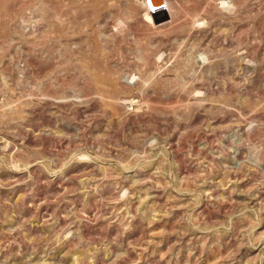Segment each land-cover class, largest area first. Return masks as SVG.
Wrapping results in <instances>:
<instances>
[{"label": "rangeland", "instance_id": "374dc122", "mask_svg": "<svg viewBox=\"0 0 264 264\" xmlns=\"http://www.w3.org/2000/svg\"><path fill=\"white\" fill-rule=\"evenodd\" d=\"M0 0V264H264V0Z\"/></svg>", "mask_w": 264, "mask_h": 264}, {"label": "water", "instance_id": "95a60500", "mask_svg": "<svg viewBox=\"0 0 264 264\" xmlns=\"http://www.w3.org/2000/svg\"><path fill=\"white\" fill-rule=\"evenodd\" d=\"M147 5L155 24H160L169 20L164 0H147Z\"/></svg>", "mask_w": 264, "mask_h": 264}, {"label": "bare ground", "instance_id": "6f19581e", "mask_svg": "<svg viewBox=\"0 0 264 264\" xmlns=\"http://www.w3.org/2000/svg\"><path fill=\"white\" fill-rule=\"evenodd\" d=\"M165 2V1H164ZM166 3V2H165ZM168 14V13H167ZM169 15V14H168ZM164 23V22H163ZM161 24V23H160ZM159 25V24H158Z\"/></svg>", "mask_w": 264, "mask_h": 264}]
</instances>
